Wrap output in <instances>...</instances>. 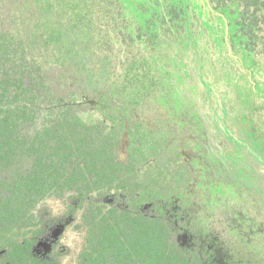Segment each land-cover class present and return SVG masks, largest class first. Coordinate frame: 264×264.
Instances as JSON below:
<instances>
[{"label":"trees","instance_id":"obj_1","mask_svg":"<svg viewBox=\"0 0 264 264\" xmlns=\"http://www.w3.org/2000/svg\"><path fill=\"white\" fill-rule=\"evenodd\" d=\"M198 6L205 19L180 0H0V264H213L195 204L244 211L254 233L230 264H264V205L189 158L211 106L259 132L264 0ZM179 91L194 96L175 118L141 120ZM53 189L62 217L36 207ZM58 227L76 234L66 262Z\"/></svg>","mask_w":264,"mask_h":264},{"label":"flooded vegetation","instance_id":"obj_2","mask_svg":"<svg viewBox=\"0 0 264 264\" xmlns=\"http://www.w3.org/2000/svg\"><path fill=\"white\" fill-rule=\"evenodd\" d=\"M182 1L185 9L188 10L189 6L191 9L196 10L199 16L205 19V16L199 10V3L204 0H180ZM201 9V8H200ZM192 23V20H189ZM178 60V59H177ZM176 60V62H177ZM179 68L184 67L183 63L178 62ZM187 72L188 69L184 67ZM192 78V76H191ZM191 82H187L190 91H196L201 89L205 92V96L210 98L214 93L211 84L205 79H201L196 84H200L199 87L195 84L194 79H190ZM246 87L240 89L242 92ZM184 94L183 92L178 93L172 97L169 96L170 100L159 99V102L165 107L166 113L172 111L170 115L175 118L176 114L183 108L182 99L191 97ZM192 98H197L192 97ZM199 98V96H198ZM178 99H181L180 101ZM224 100V99H223ZM165 101V102H161ZM171 101V102H170ZM154 103V102H153ZM145 107L141 113H146L151 105ZM173 105V108L170 106ZM230 109L226 105L210 107L205 110L209 122V129L206 131L205 126L199 131L200 136L197 140L198 148H194L189 152V158H195L200 160L205 165V169L210 172L219 182L231 183L232 185L239 188V195L242 196V204L245 207L248 202V197H251L254 202H258L264 205V141H262L259 132H254L250 124L241 123L238 118L233 119L230 114ZM163 113V117L167 114ZM140 115V117H141ZM162 115H156L151 117L150 121H144L148 124H154ZM142 120V118H141ZM143 121V120H142ZM198 204L194 205V210L200 211L205 214L207 219V231L205 234H199L198 238L208 245V248L212 251V260L215 264V250L213 234L211 226L215 224V220L218 218V212L223 214V221L230 227V232L234 239L233 252L231 260L234 256V248L241 236H245L251 230L254 233L252 224H249L251 220L247 217L245 212L241 209H232L226 207L224 204H216L215 206L206 205L198 209ZM245 209V208H244ZM230 260V261H231ZM229 261V264H230Z\"/></svg>","mask_w":264,"mask_h":264},{"label":"rangeland","instance_id":"obj_3","mask_svg":"<svg viewBox=\"0 0 264 264\" xmlns=\"http://www.w3.org/2000/svg\"><path fill=\"white\" fill-rule=\"evenodd\" d=\"M257 105L259 107V110L257 113L252 117L254 118V124L258 127L259 132L261 135H264V98H260L257 100ZM166 113L165 107L159 102H154L150 109L141 115V118L143 121H150L151 117H155L156 115H162L163 113ZM255 126V127H256ZM218 218L215 220L214 226L212 225V231L215 235V239H213V244L215 245V264H229V261L231 260L232 252H233V242L234 239L232 237V234L230 232V227L227 223L223 221V214L218 212ZM57 233V234H56ZM71 234H66L64 232L63 227H58L53 230V236L54 239L57 241V247L58 249H61L62 253H67L68 255L63 257V261L66 262L70 258V254L73 251L74 244L73 241L71 245L69 246L66 244L65 236H70ZM51 251L50 246L43 245L42 246V252H49Z\"/></svg>","mask_w":264,"mask_h":264},{"label":"clouds","instance_id":"obj_4","mask_svg":"<svg viewBox=\"0 0 264 264\" xmlns=\"http://www.w3.org/2000/svg\"><path fill=\"white\" fill-rule=\"evenodd\" d=\"M37 210L46 209L51 215L56 217H62L65 211V203L62 198H58L55 195V190H51V192L46 195L41 201L37 204ZM76 239V234L73 233L69 236L66 244L71 245L72 241Z\"/></svg>","mask_w":264,"mask_h":264},{"label":"water","instance_id":"obj_5","mask_svg":"<svg viewBox=\"0 0 264 264\" xmlns=\"http://www.w3.org/2000/svg\"><path fill=\"white\" fill-rule=\"evenodd\" d=\"M57 234V233H56Z\"/></svg>","mask_w":264,"mask_h":264}]
</instances>
